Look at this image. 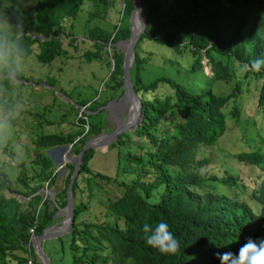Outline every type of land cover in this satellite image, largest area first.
<instances>
[{"label":"trees","instance_id":"1","mask_svg":"<svg viewBox=\"0 0 264 264\" xmlns=\"http://www.w3.org/2000/svg\"><path fill=\"white\" fill-rule=\"evenodd\" d=\"M142 1L145 3L146 25L135 45L130 76L134 90L142 100L143 120L132 130L119 134L113 146L117 147L118 161V154L122 153L127 161L132 162L129 167L117 165L118 172H129L134 167L143 172L136 173L132 182L122 181L124 189L121 195L106 197L105 220L80 221L79 216L87 210L88 202L76 199L77 176L88 174V177L106 181L111 178L92 171L90 160L96 150H85L72 185L74 221L69 232V264H220L217 253H236L249 238L264 235V141L261 147L236 154L238 161L256 166L263 173L259 186L250 191L248 198L258 204L259 209H254L246 199L237 197L235 192L229 194L217 190L219 185L241 188V183L232 175L203 176L201 169L208 158L196 159L195 154L202 143L215 144L225 130L223 108L231 99L238 98L240 87L234 77V62L250 63L264 56V0H171L169 4L166 0ZM101 2L94 0L93 14H100L98 6L105 10ZM82 4L83 0L37 3L34 30L42 37L21 31L13 38L14 55L26 57L32 52V44L38 43V61H51L60 50L59 34L65 21L74 19ZM133 10V1L124 0L120 24H114L111 30L99 26L90 28L88 38L93 40L95 49L82 53L91 61L100 57L105 45L112 48L114 70L106 85L115 94L123 91V54L115 43L130 36ZM246 10L253 14L252 20L247 17ZM146 45L172 52L166 59L168 62L160 61L161 64L173 65L172 70H200L210 79L209 83L213 80L225 84L233 81L235 85H229L225 90L222 86L219 88L222 94H216L210 87L204 91L191 90L185 81L168 77L159 76L146 82L141 75L151 59L148 53L142 54ZM202 56L210 65L211 75L203 72ZM252 73L263 79L258 109L264 111V69ZM9 79L10 76L7 77ZM175 113L181 115L179 120L171 118ZM238 113L239 108L235 106L231 114L237 117ZM85 116L87 119L82 118L71 126L74 130L41 136L35 141V148L48 149L71 142L75 144L74 150L79 152L86 137L99 133L102 128L98 114ZM167 124L172 126L169 128ZM133 135L144 139L138 151L123 149L121 145L126 141H134ZM34 160L40 164V176L45 175L46 169L52 165L51 158L39 151ZM66 166L68 171L63 174L62 187L55 190L56 201L62 207L67 203L66 191L73 170L72 164ZM148 173H151V179L147 180L144 175ZM22 176L23 173L19 179L23 182ZM45 177L51 179L49 184L52 186L56 176L46 173ZM92 178H84L88 188L87 199L92 195V184L97 183ZM41 186V182L32 185L24 195L31 194L32 200L38 202ZM8 187V180L0 171V251L13 254L12 251L19 249L22 242L29 243V235L25 219L17 218L16 214L6 219L9 199L5 198L4 190ZM55 211V208L46 206L37 213L38 221L33 228L35 235L41 234L49 225ZM145 221L152 224L166 221L180 241L179 250L175 254L164 255L147 246L141 232ZM31 250L34 253L33 244Z\"/></svg>","mask_w":264,"mask_h":264},{"label":"rangeland","instance_id":"2","mask_svg":"<svg viewBox=\"0 0 264 264\" xmlns=\"http://www.w3.org/2000/svg\"><path fill=\"white\" fill-rule=\"evenodd\" d=\"M48 1L52 0H0V44L3 45L0 48V56H2L0 58V171L6 176L9 183L8 189L4 190L5 198L9 199L5 209L6 219H11L14 214L17 218L25 219L29 242L31 241L33 244V255L38 264H45V262L37 254L31 234L38 221L37 213L42 212L46 206L51 209L55 208L53 220L48 226L63 225L65 217L62 209L65 206L58 205L55 197V190H60L62 187L63 175H58L60 169L58 170L56 165L61 166V169L69 164L74 167L75 157L80 151L74 150L75 144L73 143L69 151H65L67 149L65 147L59 149L71 142L48 149H36L35 141L45 134L74 130L72 125L78 124L77 122L82 118L87 119L85 115L92 113L99 115L102 123L100 132L111 134L117 128V118L125 120L134 112L132 102L130 107L125 110L110 103L124 95L123 91H118L115 94L106 85L114 70L112 48L108 44L105 45L100 51V57L91 61H88L82 54L86 50L95 49L92 45L93 40L88 38L90 28L99 26L111 30L114 24H120L124 0H102L101 5L105 10L98 6L97 9L100 12L98 15L93 14L94 0H83L76 17L65 21V26L59 34L61 38L60 50L51 61L47 63L38 61L37 53L40 50L38 43L32 44V52L28 56L14 55L13 38L21 31H26L32 36L42 37L34 30L36 4ZM141 2L144 10L145 3L142 0ZM144 2L147 3L148 0ZM166 3H171V0H166ZM238 11L243 12L242 9ZM245 13L250 20L253 19V14L248 10ZM143 53H148L151 57L141 73L146 82L159 76L168 77L180 82L185 81L184 84L191 90L204 91L205 88L210 87L216 94H222V90H219L222 86H225L223 89L225 90L229 89V85H235L233 81H230L229 84L219 80L209 83L210 79L200 70L195 72L183 69L172 70L173 65L161 64L160 61L168 62L166 59L173 53L158 50V47L146 45L142 49ZM201 62L203 72L211 75L212 71L205 56H202ZM234 65L236 69L239 64L235 61ZM235 69V81L240 83L239 94L236 100L231 99L232 101L230 100L223 108L225 130L215 144L202 143L198 146L195 157L196 159L208 158L207 164L201 169L203 176L227 177L232 175L238 178L241 183V188L234 189L230 187L231 185H228L229 187L219 185L217 190L221 189L229 194L235 192L237 197L246 199L254 209H259L260 206L249 201L248 198L250 191L259 186L263 173L256 166L238 161L236 154L241 150L261 147V142L263 144L264 111L258 109L259 88L263 79L252 72L238 76ZM6 71L9 72L6 73ZM8 76H10L9 80H7ZM121 78H123V74H121ZM113 95L115 96L113 97ZM104 105H110V110L102 108ZM235 106L239 108L237 117L231 114ZM171 118L179 120L181 115L175 113ZM167 126L170 128L172 125L167 124ZM86 128L87 125L85 130ZM130 130L132 128L126 131ZM90 136L86 137V141ZM133 139L134 141H126L121 147L125 150L129 148L131 151H138L139 144L144 139L135 135H133ZM114 141L115 138L111 139L106 147L103 144L94 149L96 152L90 160L92 171L110 176L109 181L99 177H88V174L77 176L76 199L88 202L87 210L79 216L80 221L105 220L106 197L115 198L121 195L124 189L122 181L132 182L136 173L142 171L139 167L133 168V166L131 167L132 171L129 172L117 171V165L124 168L123 166H131L132 162L127 161L122 153V156L118 154L120 157L118 161L117 147L113 146ZM98 142H103V140ZM18 146H22L24 151H18ZM37 151L52 160V165L46 169L45 175L42 176L39 174L40 164L34 160ZM70 153L72 157H67ZM21 173H23V182L19 179ZM46 173L56 176L52 186L49 184L51 179L45 177ZM84 178H92L97 182L92 184V195L89 199H87L88 188H86ZM144 178L151 179V173L145 174ZM38 182L42 183L40 189H49L53 193L38 192L41 198L36 202L32 200L31 194L26 196L24 194L29 192V187ZM70 229L61 236L49 237L41 241V248L46 255H49L51 250L54 251V256L56 255L55 261L52 260L54 256H51V264L70 263ZM260 239H264V235L253 238V240ZM27 248L28 244L22 242L19 249L12 251L13 254L0 251V264H25ZM60 257L63 258L60 259Z\"/></svg>","mask_w":264,"mask_h":264},{"label":"water","instance_id":"3","mask_svg":"<svg viewBox=\"0 0 264 264\" xmlns=\"http://www.w3.org/2000/svg\"><path fill=\"white\" fill-rule=\"evenodd\" d=\"M133 4H134V10L131 14V33L130 36L128 38L125 39H120L118 40L115 45L119 48L120 52L123 54V61H122V70H123V92L124 95L121 96L120 99H114L112 103L114 106L121 108L123 110H125L128 107V102L127 99L130 102H133L134 100H136V105H134V116H133V121L131 124H127L130 116H128L125 120L121 119V118H117L116 121V125L117 128L115 129V131L111 134H104L103 132H99L95 135H91L90 138L85 141L84 145L82 146L79 154L75 157V161H74V167L70 176V180L67 186V203L64 207V209H62V211L64 212V217L66 218L67 222L64 225L59 226V228L57 230L51 231V227L54 226H48L46 227L41 234L37 235L34 239V244H35V248L37 251V254L39 256H41L42 260L45 262V264H51L48 256L45 254V252L42 250L41 248V241L49 238V237H57V236H61L63 234H65L67 231H69V229L72 226V223L74 221V209H73V201H72V185L74 183V180L80 170L81 167V162L83 160V155L85 150L89 149V148H99L97 146V143L100 139L104 138V140H107V143L111 141V139L116 138L119 134H121L122 132L133 128V126H136V123H141L143 120V114H142V100L141 98L136 94L132 81H131V76H130V72H131V68L133 65V60H134V56H135V45L139 39V36L141 35V33L143 32L145 25H146V19H145V13L142 7V2L141 0H132ZM135 16L138 17V19L140 20L139 26L137 29H134L135 26ZM102 108H105L107 111L110 110V105H104L102 106ZM136 124V125H135ZM95 138H98L96 140H94ZM78 139V138H77ZM71 144H67L64 146L59 147V149H63L64 147L67 148L68 150L71 147ZM71 157L72 154L70 153ZM69 157V156H68ZM57 168V165H56ZM59 170V168H57ZM67 170V166H65V168H62L59 170L58 175H63L65 173V171ZM43 191H48L50 194H52V190L49 189H40L38 192H43ZM63 220V219H62Z\"/></svg>","mask_w":264,"mask_h":264},{"label":"clouds","instance_id":"4","mask_svg":"<svg viewBox=\"0 0 264 264\" xmlns=\"http://www.w3.org/2000/svg\"><path fill=\"white\" fill-rule=\"evenodd\" d=\"M2 47L3 45L0 44V48ZM262 69H264V56L255 58L250 63L239 64L235 71L238 76H243L249 72H260ZM18 151L23 152V147L18 146ZM141 232L146 245L161 254H175L180 248L179 239L170 230L166 221L155 224L145 221L141 226ZM217 259L220 264H264V239L249 238L241 245L238 252L217 253Z\"/></svg>","mask_w":264,"mask_h":264},{"label":"bare ground","instance_id":"5","mask_svg":"<svg viewBox=\"0 0 264 264\" xmlns=\"http://www.w3.org/2000/svg\"><path fill=\"white\" fill-rule=\"evenodd\" d=\"M138 21V22H137ZM139 23H140V20L138 19V17H136L135 16V26H134V29H137L138 28V26H139ZM127 102H128V107H130V101L127 99ZM134 105H136L137 103H136V100H134L133 102H132ZM130 116V119H129V121H128V123L127 124H131L132 123V121H133V116H134V113L133 114H131V115H129ZM96 139H98V138H95L94 140H96ZM100 140H103V142H98L97 143V146H102L103 144L105 145V147H106V145H107V140H104V138H102V139H100ZM65 151H69L68 149H65ZM67 157H68V155H67ZM69 157H71V155H69ZM67 161V158H66V160H65V162ZM64 164V163H63ZM57 168H59V169H61V166H59V165H57ZM66 222H67V220H66V218L64 219V222H63V225L64 224H66ZM59 228V226H52L51 227V231H54V230H57ZM44 260V259H43Z\"/></svg>","mask_w":264,"mask_h":264},{"label":"built area","instance_id":"6","mask_svg":"<svg viewBox=\"0 0 264 264\" xmlns=\"http://www.w3.org/2000/svg\"><path fill=\"white\" fill-rule=\"evenodd\" d=\"M32 231H33V229H32ZM31 234H32V238L35 239V237H36L35 233L31 232ZM31 244H32V242L30 241L28 243V254H27V258L25 260V264H38L36 257L32 253Z\"/></svg>","mask_w":264,"mask_h":264},{"label":"crops","instance_id":"7","mask_svg":"<svg viewBox=\"0 0 264 264\" xmlns=\"http://www.w3.org/2000/svg\"><path fill=\"white\" fill-rule=\"evenodd\" d=\"M43 244V243H42ZM48 255V254H47ZM51 256H54V251L53 250H51V252H50V254L48 255V258H49V260H51ZM56 258V255L52 258V260H54ZM56 260V259H55ZM54 260V261H55ZM53 261V262H54ZM51 262V261H50Z\"/></svg>","mask_w":264,"mask_h":264}]
</instances>
